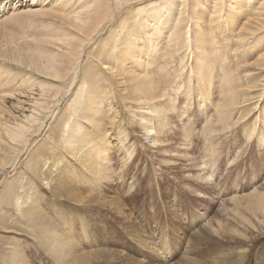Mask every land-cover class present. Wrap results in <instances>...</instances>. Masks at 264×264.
Returning <instances> with one entry per match:
<instances>
[{
  "label": "bare ground",
  "instance_id": "1",
  "mask_svg": "<svg viewBox=\"0 0 264 264\" xmlns=\"http://www.w3.org/2000/svg\"><path fill=\"white\" fill-rule=\"evenodd\" d=\"M10 1L22 4L23 0H7L0 5V66L12 65V70L0 72V171L10 166L8 169L14 172L17 165L18 169L23 166L30 177L47 186L59 199L75 204L83 200L84 206L100 202L103 185L111 183L108 145H105L108 133L101 117L105 109L110 110L112 93L107 92L103 75L107 79L116 78L117 65L114 67L112 63L126 60L132 66L127 72L132 73L128 82L133 91L129 96L124 93L122 100L129 103L131 99L132 106L136 107L128 111L138 113L132 121L139 127L144 141L166 154L165 162L183 161L181 168L186 171H183L186 179L197 178L195 181L206 180L205 183L210 184L212 175L200 172V163L196 165V158L188 152L194 135L192 129L178 113L175 102L165 94L168 78L173 75L168 70L175 69L170 67L171 59L175 55L179 57L178 75H186L184 96L190 94L192 83L197 86L195 94L200 102L198 110L202 107L200 130L203 135L214 136L216 124L221 131L227 130L235 120L232 113L237 105L253 100L256 95L259 101L263 94L258 84L264 83V47L260 39L249 40L259 29L264 33V0H26V6L14 5L8 13L2 5ZM10 21L18 30L23 26L25 31L27 27L28 32L14 37L6 29ZM163 39H167L164 43L170 51L166 57L170 60H166L168 70L166 62H159L166 56L159 52ZM152 41L159 42L157 51L151 47ZM255 45L262 48L258 56L249 55L248 62H253H245L247 56L244 55L255 51ZM238 64L240 67L235 70ZM246 64L262 73L253 84L252 71L245 70ZM94 65H99L103 75L95 71ZM144 68L150 72L146 73ZM156 71L160 79H156ZM121 79H115L120 86L124 84ZM203 105L214 108L212 116ZM110 114V124L115 125L118 113L113 110ZM170 115L178 124L169 123ZM255 122L260 124L261 131H254L252 124V129L247 131L244 127L242 134L250 140L256 132L255 141L261 146L264 144V116L257 114ZM172 125L181 136L178 154L161 144L163 133ZM113 139L117 149L123 150L130 159L133 151L125 145L127 130L119 126L117 137ZM208 151L205 157H212L214 152ZM74 168H80L91 179H82L84 184L80 185L79 180H74L79 173ZM13 172L8 175L15 182L13 187L0 175V229L3 232L24 230L56 264H83L105 256L102 250L77 254L81 249H75L74 240L51 225L35 206L36 199L28 194L32 191L29 186L34 184L31 178L23 173L24 177H17ZM86 187L89 191L84 189ZM227 202L232 208L226 209H232L236 215L240 210L250 211L254 212L255 221L262 218L264 222V193L252 190L231 197ZM2 204L18 212L17 222L1 212ZM210 225L211 231L206 224L195 227L205 237L223 234L221 221L211 220ZM237 236L242 237L239 233ZM7 240L5 245L12 253L11 264H25L20 246L12 239ZM140 245L156 253L157 258L160 256L157 246L153 247L148 239L142 240ZM238 263V260L233 262Z\"/></svg>",
  "mask_w": 264,
  "mask_h": 264
},
{
  "label": "rangeland",
  "instance_id": "2",
  "mask_svg": "<svg viewBox=\"0 0 264 264\" xmlns=\"http://www.w3.org/2000/svg\"><path fill=\"white\" fill-rule=\"evenodd\" d=\"M3 1L7 0H0V5ZM26 4V0H23L22 4H19L18 1H10L9 4L6 2V5H2V8L7 9L9 13L14 5L21 8ZM10 22L12 24H7V26L5 24V26L14 37H21V34L28 32L27 27L25 31L23 26L18 30L17 25ZM259 39L261 41L259 43L264 47L262 29L257 30L249 42ZM166 41L167 39H163L162 49L159 51L166 56L160 58L159 62H166L165 69L167 67L168 70L167 61L170 60L166 57L170 55V51L166 48ZM151 47L157 51L159 42L152 41ZM255 48V51H244L249 52L244 55L247 56L245 62L246 60L248 62L249 55H252L253 58L258 56V51L262 48L256 45ZM163 49L165 51H162ZM167 50L168 53H166ZM178 58L175 55L171 59L173 61H171L170 67L175 69L168 71L174 76L165 77V79H169H167L169 83L166 84L165 94L175 102L178 113L190 125L194 135H192V145L190 146L192 148L191 150L189 148L188 152L197 159H195L196 165L200 163L198 164V170L202 167L200 172H206L208 176L212 175L209 178L210 184H206V180L204 182L195 181L197 178L186 179L184 176L186 171L181 168L183 161L179 160L178 162V159H175L174 164L165 162L168 158L165 156L166 154L160 153V149L152 147L144 141L139 127L132 121L133 117L138 116V113L134 111L130 114L128 111L129 108L136 107L132 106L131 99L129 103L122 100L124 93L129 96L133 91L130 82H128L132 79V73L127 72V68L129 67L131 70L132 66L126 60L124 63H112L114 67L117 65V71L114 73L117 77L111 79H107V76L102 74L99 65L93 66L95 71L102 74L104 80L107 81V92L112 93L109 97L110 110L108 112L105 109V114L101 117L105 120L104 128L108 133L107 140H105L108 143L105 145H108L107 167L111 183L103 185L102 198L99 197L100 202L84 206L86 202L83 200L75 204L59 199L50 192L47 186L30 177V174L24 171L23 166H19L18 169L17 165L14 172L8 169L10 166L7 169L4 168V171H0V175L8 179L7 183L11 187L15 184L8 177L12 172L17 177L26 175L31 178L34 187L29 186L32 191L28 194L36 199L35 206L51 225L67 233L74 240L75 249H81L76 252L77 254L86 250H102L105 254L98 260H87L83 264H233L236 260L240 261V264H264V222H262V218L255 221L254 212L245 210H240V214L236 215L230 209L232 207L226 204L229 198L248 194L252 190L264 193V144L259 146L255 141L256 132L261 131L260 124L255 122V116L257 114L264 116V83L258 84L262 86L258 89L263 88V94L260 95L259 101V95H256L253 100L243 105H237L235 112L232 113L235 120L232 121L233 124L228 128L229 130L221 131V128L216 124L217 129L213 132L214 136L206 135L205 137L200 130L203 120L202 112L200 114L202 107L200 111L197 108L200 107L199 99L195 94L197 86L192 83L190 94L184 96L186 75L183 74L181 77L178 75ZM228 58L231 59L232 56H228ZM249 62H253V60ZM5 66H0V72L12 70V65ZM245 66V70L252 71L253 75L251 74L250 78L253 84L257 78L261 77L262 73L249 64ZM239 67L240 64L234 69L238 70ZM255 69L256 71H254ZM144 70L146 73L150 72L145 68ZM138 71L141 72L142 67L138 68ZM156 72L154 74H157L155 75L157 78H155L160 79V73ZM243 75H245L244 72ZM120 78L124 82L122 86L115 81ZM217 85L216 87H218ZM123 89L124 91H122ZM217 93L216 91V98L219 97ZM210 107L203 105V109L208 110L207 114L212 116L214 108ZM113 110L118 113L117 120H114L115 125L110 124L112 119L110 113ZM172 117V115L169 116V123L173 121L174 124H178ZM252 124L255 125L256 130L254 131L256 132L254 137L252 136L249 140L242 133L244 127L247 131L250 130V127L252 129ZM119 126L124 127L128 132L125 145L133 151L130 159L126 157L123 150L117 149L118 145L113 139L117 137ZM173 127L175 126L172 125V128L168 129L169 131L166 130L163 133L161 144L170 152L176 151L178 154L177 147L180 144L181 136L178 130ZM208 150L214 152L213 158L205 157L207 153L209 154ZM206 151L207 153H205ZM74 166L77 167V164ZM77 170L80 174L76 173L77 177H74V180H79L80 185L84 184L82 179H91L80 168ZM22 173L24 176L21 175ZM206 174H204L205 179L208 178ZM2 186L4 187V185ZM84 189L89 191V187ZM224 204L227 207H223ZM228 207H230L229 210L226 209ZM2 211L9 218L12 216L10 219L17 222L18 212L12 206L2 204ZM224 211L226 212L224 213ZM228 211L236 217L230 215ZM5 219L7 218L5 217ZM211 220H219L224 224L221 231L223 234L219 232L218 235L205 237L197 231V227L200 228L205 224L211 231ZM191 224L193 227L190 226ZM237 233L242 237H238ZM7 239H12L20 246L19 252L22 259L24 258L25 264H56L38 246L31 235L24 230L13 231L12 229H6V232L0 229V264H11L12 253L8 252L9 248L5 245L8 242ZM144 239H148L153 247L157 246V254L160 255L158 258L156 253L149 252L140 245Z\"/></svg>",
  "mask_w": 264,
  "mask_h": 264
}]
</instances>
